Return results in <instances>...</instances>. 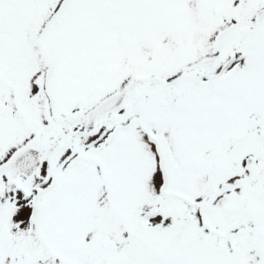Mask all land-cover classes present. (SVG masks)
Instances as JSON below:
<instances>
[{
  "label": "snow or ice",
  "instance_id": "1",
  "mask_svg": "<svg viewBox=\"0 0 264 264\" xmlns=\"http://www.w3.org/2000/svg\"><path fill=\"white\" fill-rule=\"evenodd\" d=\"M0 264H264V0H0Z\"/></svg>",
  "mask_w": 264,
  "mask_h": 264
}]
</instances>
